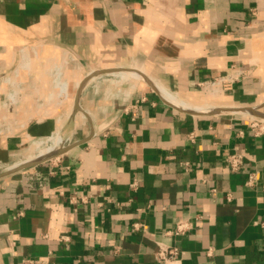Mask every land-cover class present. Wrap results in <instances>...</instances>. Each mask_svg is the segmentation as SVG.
<instances>
[{
  "label": "crops",
  "instance_id": "obj_1",
  "mask_svg": "<svg viewBox=\"0 0 264 264\" xmlns=\"http://www.w3.org/2000/svg\"><path fill=\"white\" fill-rule=\"evenodd\" d=\"M240 108L264 116V0H0V173L72 145L0 176V264H264Z\"/></svg>",
  "mask_w": 264,
  "mask_h": 264
},
{
  "label": "built area",
  "instance_id": "obj_2",
  "mask_svg": "<svg viewBox=\"0 0 264 264\" xmlns=\"http://www.w3.org/2000/svg\"><path fill=\"white\" fill-rule=\"evenodd\" d=\"M253 117L250 119L249 127L253 133L257 136L264 134V116L252 113ZM244 155L241 153H232L228 156V166L231 170L237 171L241 169L243 165ZM256 181L255 174L251 173L247 180L248 184H252ZM187 222H180L176 226V232H183L187 228ZM182 254L181 249L178 246H169L168 248L161 249L158 252V259L161 264H174L179 260L180 255ZM30 263H37L33 260H28Z\"/></svg>",
  "mask_w": 264,
  "mask_h": 264
},
{
  "label": "water",
  "instance_id": "obj_3",
  "mask_svg": "<svg viewBox=\"0 0 264 264\" xmlns=\"http://www.w3.org/2000/svg\"><path fill=\"white\" fill-rule=\"evenodd\" d=\"M87 79L88 78H85L81 82V84L79 86V89H78V92H77V98L79 97L80 92H81V89H82V87H83V85H84V83L86 82ZM240 110L246 111V112H252V113L260 114V112H258L255 108H240ZM260 115H262V114H260ZM71 146L72 145L70 144V145L64 146L62 148H57V149H54V150H52L51 152H49L47 154H44L43 156H40L38 158L29 160V161H26V162H23V163H21V164H19L17 166H14L13 168H10V169L6 170V172L0 173V176H3L5 174H7L9 172H12V171H15V170L23 169V168H26V167L33 166L35 164H38L40 162L46 161L47 159H49V158H51L53 156H56V155H58V154H60V153H62L64 151L68 150L69 148H71Z\"/></svg>",
  "mask_w": 264,
  "mask_h": 264
},
{
  "label": "bare ground",
  "instance_id": "obj_4",
  "mask_svg": "<svg viewBox=\"0 0 264 264\" xmlns=\"http://www.w3.org/2000/svg\"><path fill=\"white\" fill-rule=\"evenodd\" d=\"M162 91V94H163V96L167 99V100H169V101H172V102H174V103H176V104H178V105H180V106H185L184 108H191V106H189V105H187V104H184V103H181V101L180 102H178L176 99H174L173 98V96L170 94V93H168V92H166V91H163V90H161ZM183 104V105H182ZM192 109H194V110H201L202 108H200V107H194V108H192ZM55 141L56 142H59L60 140H59V138H56L55 139ZM55 142V143H56ZM56 145V144H55ZM47 149V148H46ZM45 150V149H44ZM44 152V151H43ZM42 154V153H41Z\"/></svg>",
  "mask_w": 264,
  "mask_h": 264
},
{
  "label": "rangeland",
  "instance_id": "obj_5",
  "mask_svg": "<svg viewBox=\"0 0 264 264\" xmlns=\"http://www.w3.org/2000/svg\"><path fill=\"white\" fill-rule=\"evenodd\" d=\"M59 140H60V138H59Z\"/></svg>",
  "mask_w": 264,
  "mask_h": 264
}]
</instances>
